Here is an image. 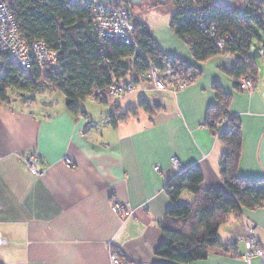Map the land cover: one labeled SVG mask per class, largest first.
<instances>
[{
	"label": "crops",
	"instance_id": "crops-1",
	"mask_svg": "<svg viewBox=\"0 0 264 264\" xmlns=\"http://www.w3.org/2000/svg\"><path fill=\"white\" fill-rule=\"evenodd\" d=\"M147 27L165 54L199 71L177 93H156L140 83L107 105L113 114L101 117L86 109L76 116L66 107L46 111V103L36 104V113L0 105V264H110V249L135 264H176L155 254L163 239L160 221L172 210L170 159L197 167L203 190H225L219 173L224 145L204 125L208 108L217 105L214 84L231 95L227 111L240 124L238 177L264 179V44L255 41L257 79L244 90L224 72L234 65L233 55L196 62L169 21ZM133 93L159 108L138 109L113 124V115L138 104V97L125 100ZM32 155L37 173L26 162ZM112 197L128 215L113 210ZM182 200L192 196L184 192ZM249 230L264 248V207L229 214L217 232L228 249L211 247L205 259L190 264H247ZM259 263L252 258L251 264Z\"/></svg>",
	"mask_w": 264,
	"mask_h": 264
},
{
	"label": "trees",
	"instance_id": "trees-1",
	"mask_svg": "<svg viewBox=\"0 0 264 264\" xmlns=\"http://www.w3.org/2000/svg\"><path fill=\"white\" fill-rule=\"evenodd\" d=\"M163 4L156 2L152 7ZM198 4L215 26L217 34L224 39L223 50L195 29L192 11L175 8L169 20L171 31L189 47L196 62L218 54L233 55L234 65L224 72L234 80L237 88H240L239 80L244 76L254 85L257 66L251 49L255 41L264 44V39L256 33V28L262 30L264 0H238L230 5H219L215 0H198ZM11 8L25 40L28 43L43 41L58 52L59 58L54 66L35 67L30 73L23 72L14 62L8 63L0 74V105L10 104L9 90L39 92L48 88L60 91L68 100L67 111L76 116L83 114L79 103L97 89H105L132 71H142L150 63L160 66L170 61L175 72L192 74L193 80L199 74L194 66L165 54L141 20L133 22L134 36L141 52L132 64V47L121 42H98L79 2L13 0ZM213 88L217 105L208 108L204 125L212 132V122L221 124L217 139L223 143L224 152L219 173L225 190H203L200 187L203 176L195 166L186 167L173 180L169 179L166 190L172 210L160 221L163 239L155 254L176 264L203 260L211 247H220L225 252L228 247L221 245L217 232L229 214L240 215L244 210L264 207V179L245 180L237 175L242 134L239 122L227 111L231 95L223 92L218 84ZM110 99L96 101L108 103ZM158 108L140 99L136 106L113 115L111 122L115 124L135 115L138 109L152 113ZM224 118L227 120L225 124L221 122ZM184 192L192 196L191 201L182 200ZM176 208L180 211L173 210Z\"/></svg>",
	"mask_w": 264,
	"mask_h": 264
},
{
	"label": "built area",
	"instance_id": "built-area-1",
	"mask_svg": "<svg viewBox=\"0 0 264 264\" xmlns=\"http://www.w3.org/2000/svg\"><path fill=\"white\" fill-rule=\"evenodd\" d=\"M79 2L85 9L87 20L98 42H121L133 48L130 63H134L136 55L139 54L140 47L134 36V24L132 21L131 5L127 0H118L113 4H107L99 0H72ZM13 0H0V74L6 69L8 63L14 62L23 72L30 73L35 67L54 66L58 61V52L48 47L43 41L36 40L28 43L19 32V26L12 13ZM172 5L181 11H192L193 24L195 29L206 38L214 42L221 50L224 48V39L216 31L215 26L205 14L202 6L196 0H171ZM193 81L192 74H180L175 72L170 61L162 65L150 63L148 67L139 72L130 74L118 80H114L105 89H97L89 98L98 100L101 98H117L127 95L135 90L140 83H146L156 93L170 91L173 94L184 89ZM253 85L248 77L244 76L239 80L240 89H249ZM98 98V99H97ZM222 119V123H226ZM212 130L217 137L221 130V124L214 123ZM32 172L38 171L34 167L37 162L36 156H30L26 161ZM170 180L180 174L184 167L177 158L170 159ZM159 170V167H155ZM112 208L119 215H128L123 212V206L116 198H111ZM4 240L0 237V244ZM245 253L243 259L247 264H251L253 257H258L259 264H264V248L260 246L252 230L247 232L244 240ZM110 264H135L123 259L117 252L109 250Z\"/></svg>",
	"mask_w": 264,
	"mask_h": 264
},
{
	"label": "rangeland",
	"instance_id": "rangeland-1",
	"mask_svg": "<svg viewBox=\"0 0 264 264\" xmlns=\"http://www.w3.org/2000/svg\"><path fill=\"white\" fill-rule=\"evenodd\" d=\"M149 1L150 0H144L141 4L133 5V6L130 4L132 10V21L135 23L136 21L141 20L147 23V25L151 26L152 28L154 27L157 28L160 27L161 25L166 24L169 21L171 15L175 11V7L172 5L171 0H168L163 5L157 7H152V4L148 5ZM196 1L198 3V0ZM152 2L156 3L157 1L152 0ZM261 17L263 18L262 30L256 28V33L260 39H264V35H263L264 17L263 16ZM138 86H136L135 90L137 89ZM8 94L10 99V105H12L14 108L26 109L34 113L39 111V109L36 108L37 105H38L37 107L39 108L40 105L46 103L45 105L46 107L44 108L46 111H48V108L51 107H52L51 109L55 111L63 107H66L68 101L60 91L52 90L48 88L39 92H27V91L18 92L15 90H9ZM130 96L131 97L126 98L125 100L138 97V101H139L142 95H140L139 93H133ZM144 96L148 97V94L145 93ZM116 99L111 98L107 104L87 98L85 101L80 102L79 105H80V109H84V110L86 109L87 111H89V113L93 114V116L101 117L102 115H106V113L113 114V112H110L111 109L109 108V106H112L115 103Z\"/></svg>",
	"mask_w": 264,
	"mask_h": 264
},
{
	"label": "water",
	"instance_id": "water-1",
	"mask_svg": "<svg viewBox=\"0 0 264 264\" xmlns=\"http://www.w3.org/2000/svg\"><path fill=\"white\" fill-rule=\"evenodd\" d=\"M107 4H113L118 0H99ZM132 6L141 4L144 0H127ZM159 3H166L168 0H156ZM238 0H215V2L219 5H230L233 2ZM260 46L256 43L253 44V49L251 50V55L253 58H258L260 56L259 52Z\"/></svg>",
	"mask_w": 264,
	"mask_h": 264
}]
</instances>
